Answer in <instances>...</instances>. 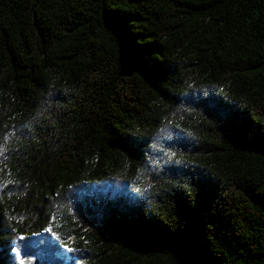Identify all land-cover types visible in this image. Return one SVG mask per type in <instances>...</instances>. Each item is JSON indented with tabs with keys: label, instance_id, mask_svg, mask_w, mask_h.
<instances>
[{
	"label": "trees",
	"instance_id": "obj_1",
	"mask_svg": "<svg viewBox=\"0 0 264 264\" xmlns=\"http://www.w3.org/2000/svg\"><path fill=\"white\" fill-rule=\"evenodd\" d=\"M0 264H264V0H0Z\"/></svg>",
	"mask_w": 264,
	"mask_h": 264
},
{
	"label": "snow or ice",
	"instance_id": "obj_2",
	"mask_svg": "<svg viewBox=\"0 0 264 264\" xmlns=\"http://www.w3.org/2000/svg\"><path fill=\"white\" fill-rule=\"evenodd\" d=\"M21 239H24V237H21Z\"/></svg>",
	"mask_w": 264,
	"mask_h": 264
}]
</instances>
